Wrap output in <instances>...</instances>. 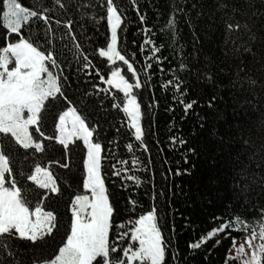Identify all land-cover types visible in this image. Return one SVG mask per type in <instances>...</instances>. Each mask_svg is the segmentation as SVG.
I'll return each instance as SVG.
<instances>
[{"label":"snow or ice","instance_id":"snow-or-ice-1","mask_svg":"<svg viewBox=\"0 0 264 264\" xmlns=\"http://www.w3.org/2000/svg\"><path fill=\"white\" fill-rule=\"evenodd\" d=\"M132 3L135 5L136 0H132ZM213 3L222 12L219 23L222 24L223 44L220 46L219 61L205 60L200 67H192L182 61L180 69L194 73L198 81L212 87L213 95L207 100L209 108H214L217 100H223L220 93L227 90L235 105L234 116L239 118V110L245 109V105L258 107L257 87L264 91V63L259 68H251L244 59V53H249L252 61L257 60L252 43L258 39L257 33L253 31L255 22L252 16L241 22L236 18V13L240 12L241 16L247 14L235 5L225 4L224 0H213ZM102 6L106 15L101 19H106L109 35L106 36L105 44L96 51L109 68L102 71L96 67V76L107 87L94 85L93 94L105 92L111 97V107L122 111L135 140L146 149L142 122L150 116L153 105L150 102L142 108L143 102L135 91L144 87L134 66L137 53L129 54L126 47H120L126 11L115 0H104ZM69 7L65 0H52V6L40 2L35 7L25 6L20 0H0V24L6 30V41L0 44V264H26L23 259L26 252L33 253L31 264H168L169 260L172 264H180V250L173 246L171 237H165L161 217L157 215L155 206L127 221L115 219L114 194L109 191L102 171L106 150L99 139L101 125L98 120L85 115L86 105L78 106L68 95L71 81L63 70L70 63L68 54L71 53L72 60L77 62V72L84 71L90 75L89 70L93 68L92 59L83 52L74 34V21L70 18L56 19L55 24L57 28L63 25L67 29L66 33H61L60 40L69 37L74 51L67 44H62L61 51L56 49V32L52 28L50 13L58 10L66 13ZM191 7H199L197 16H200L205 4L193 3ZM178 13L192 29L194 41H198L190 9L183 5L173 6L167 20V27L173 30L174 40L179 38ZM211 18H214V13ZM139 19L143 22L144 16L140 15ZM40 21L42 25L38 23ZM33 25H36L35 31ZM25 27L27 35L22 32ZM145 34L139 51L144 52L147 46H151L148 52L152 55H146L148 62L144 64L145 69H150L151 60L157 63L161 61L158 55L160 47L147 38V29ZM183 47L181 45V49ZM122 66H126V69ZM126 73H130V76ZM220 76L226 77L227 83L221 82L218 79ZM183 83L174 77L164 87L174 88L180 97L179 103L187 113L199 101L196 98L184 99L187 89L181 91ZM84 95L88 96L89 93L86 91ZM61 100L62 104L56 103ZM215 118L219 120L223 114L217 112ZM205 119L201 117L202 121ZM49 121L54 127L51 135L47 134ZM236 127L243 134L245 125L239 119ZM45 141L59 144L64 153L68 152L70 145H82V168L80 176L75 178L74 192L71 191L73 178L60 177L59 181L62 182H58L51 167L55 164L71 172L70 163L62 156L61 159L48 160L45 164L37 155L47 151ZM244 143L248 144L249 141L245 140ZM127 147L130 150L132 145L128 144ZM126 163L125 160L120 161L122 165ZM135 163L133 160V165ZM111 167L115 168L114 165ZM122 172L127 173V167L114 170L111 175L121 177ZM239 177L247 180L243 170L239 172ZM122 179L131 180L137 185L140 183L139 178L133 175H124ZM65 186L69 190L66 207L70 216L67 227L60 243L51 253L41 257L40 244H46L48 238L54 237L62 226L60 214L50 204L54 196L63 195ZM129 203L134 209L137 201L130 199ZM259 211L261 222L258 230L255 223L250 224L236 214L231 220H223L204 232L188 247L196 250L214 241L212 248L208 249L211 253L213 248L220 245L222 233L224 238H229L231 230L248 233L251 228L250 235L246 234L239 246L236 245L237 237L231 236L229 252L234 248L235 256L226 255L225 262L264 264V208ZM21 243L27 247L22 248Z\"/></svg>","mask_w":264,"mask_h":264},{"label":"trees","instance_id":"trees-1","mask_svg":"<svg viewBox=\"0 0 264 264\" xmlns=\"http://www.w3.org/2000/svg\"><path fill=\"white\" fill-rule=\"evenodd\" d=\"M20 2L31 7L40 2L45 6H52V0ZM115 2L121 4L126 11L123 31L120 33V47H126L129 54L137 53L134 66L144 87L135 91L143 102L142 108L150 102L153 105L150 116L145 117L142 122L146 149L135 140L133 130L128 127L122 111L111 107V97L105 92L93 94L94 85L105 89L107 87L96 76V67L102 71L109 68L96 51L99 46L105 44L106 36L109 35L106 19H101L106 15L102 6L104 0H65V3L70 5L66 13L63 10L50 13L52 28L56 32L57 51L62 50V44H67L68 48L74 51L69 37L65 36L63 41L60 40L61 33H66L67 29L63 25L57 28L55 24L56 19L70 18L74 21V34L82 45L83 52L93 61L90 75L84 71L77 72V62L72 60L69 53L70 63L63 70L71 81L68 91L70 98L80 107L86 105L85 115L92 120H98L101 125L99 139L106 150L102 171L106 176L109 191L114 194L113 202L117 213L115 219L127 221L128 218L138 217L155 206L157 215L161 217L160 223L165 237H171L173 246L180 250V264H226L225 256L230 253L231 236H236L237 240L242 239L251 233L250 228L248 233L231 230L229 238H224L222 233L219 237L220 245L213 248L211 253L208 249L212 248L214 241H209L196 250L188 245L197 241L210 228L223 220H231L236 214L250 224L261 222L259 209L264 208V91L257 87L258 107L245 105L246 114L245 109H240L241 115L237 118L233 113L235 105L227 90L220 93L224 99L217 100L215 107L209 108L207 100L213 95L212 87L198 81L194 73L180 69L182 61L192 67L202 66L205 60L219 61L220 46L223 44L222 24L219 23L222 12L216 9L213 0H136L135 5L132 0ZM201 2L205 4L204 12L197 16L199 7L192 8L191 5ZM224 3L235 5L247 14L241 16L240 12L236 13V18L241 22L252 16L255 22L253 31L258 36V39L252 42L253 51L257 52V60L252 61L249 53H244V59L249 62V67L259 68L264 63V0H224ZM175 5L190 9L198 41H194L192 29L179 13V38L174 40L173 30L167 27V20ZM213 13L214 18H211ZM140 15L144 16L143 22L139 19ZM38 23L42 25L43 22ZM80 25L85 27L81 28ZM35 28L36 25H33V31ZM145 29L147 38L160 47L158 55L161 61L157 63L156 60H151L150 69H145L144 64L148 62L146 55H152L148 52V47L151 46H147L144 52L139 51V46L146 38ZM5 32L0 24V44L6 41ZM22 32L27 35V27ZM244 38L247 39V35ZM7 39L10 40L11 37ZM181 45L184 46L183 49ZM122 67L126 69V66ZM126 75L130 76V73ZM174 77L184 82L181 91L187 89L184 96L186 101L193 98L199 101L187 113L179 103L180 97L174 88L164 87L166 82ZM218 79L227 83L226 77L220 76ZM86 91L88 96L84 95ZM56 103L62 104L63 101ZM217 112L222 113L223 118L217 120ZM201 117L206 119L202 121ZM238 119L245 125L243 134L236 127ZM53 131L54 127L49 121L47 134L51 135ZM245 140L249 143L245 144ZM45 143L48 146L47 151L37 154L41 162L47 164L48 160L61 159L63 156L70 163L71 172L55 164L51 167L58 177V182H62L59 181L60 177L73 178L71 191L74 192L75 178L80 176L82 168V145H70L68 152L64 153L62 146L54 141ZM128 144L132 145L130 150ZM121 160L127 163L122 165ZM133 160L136 161L135 165ZM112 165L115 166L114 169ZM125 167L128 172H122L121 177L111 175L112 171ZM241 170L247 176L246 181L239 177ZM124 175L136 176L140 183L137 185L131 180H123ZM245 184L248 187L243 188ZM130 199L137 201L134 209L129 203ZM68 202L69 190L65 186L63 195L54 196L50 204V207L60 214L62 226L54 237L48 238L46 244H40L41 257L51 253L64 235L70 216L66 207ZM254 217L257 219L252 220ZM21 247L27 246L21 243ZM32 255L33 253L26 252L23 257L26 264H31ZM168 264L172 262L169 260ZM227 264L239 262L228 261Z\"/></svg>","mask_w":264,"mask_h":264},{"label":"rangeland","instance_id":"rangeland-1","mask_svg":"<svg viewBox=\"0 0 264 264\" xmlns=\"http://www.w3.org/2000/svg\"><path fill=\"white\" fill-rule=\"evenodd\" d=\"M255 224L257 225V230H258V224L259 223H255ZM250 230H251V228H250ZM248 235H250V234H248ZM243 242H244V237L242 239L236 240V245L239 246ZM256 242L258 243V241H256ZM245 247H246V251H248L247 250V245H245ZM229 255L235 256V249L234 248L231 249ZM249 255H250V252H249Z\"/></svg>","mask_w":264,"mask_h":264}]
</instances>
